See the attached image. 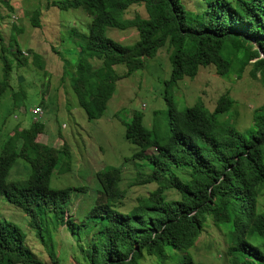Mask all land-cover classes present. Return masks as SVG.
<instances>
[{"label": "trees", "instance_id": "16d2710c", "mask_svg": "<svg viewBox=\"0 0 264 264\" xmlns=\"http://www.w3.org/2000/svg\"><path fill=\"white\" fill-rule=\"evenodd\" d=\"M10 1L0 0V6L14 11ZM135 4L144 5L147 16L136 12L127 17ZM49 6L82 9L81 13L90 16L87 25L78 23L83 30L73 29L81 54L71 83L90 120L104 116L120 79L144 69L147 60L167 44L169 88L186 77L195 78L201 67L208 66L224 78L239 80L247 72L264 85V0H52ZM42 14V9H32L34 27L42 25ZM109 27L134 28L138 39L123 44L107 35ZM0 46L1 99L12 88L15 61L20 66L28 58L19 45L4 43L1 30ZM35 53V63L43 69L42 56ZM120 64L126 66L123 73L115 68ZM24 99H15L14 105ZM164 99L165 134L160 133L157 117L154 124L160 128L146 127L142 111L122 120L126 139L138 147L130 159L144 160L151 169L139 171L136 184H157L148 195L139 196L130 210L119 207L126 195L122 169L108 165L96 173L101 185L96 202L77 221L68 208L76 189L50 185L58 168L70 169V146L63 143L57 157L50 155V147L37 140L45 123L36 111L32 113L37 118L22 129L20 146L17 132L1 144L0 197L27 215L29 227L41 241L46 239L48 222L73 234L88 228L93 234L83 248L84 264H142L146 254L166 261L172 251L185 252L179 264H196L190 250L206 230L208 216L218 227L230 225L225 264H264V205L260 203L264 194V102L254 109L253 125L242 131L231 119L221 118L235 103L229 92L219 96L212 111L199 100L181 112L168 90ZM146 143L156 151L145 153ZM18 158L30 164L25 183L7 179ZM173 167L188 168L190 178L184 180L173 173ZM170 189L179 198H169ZM53 262L59 263L56 258ZM0 264H47L28 244L26 233L1 216Z\"/></svg>", "mask_w": 264, "mask_h": 264}, {"label": "rangeland", "instance_id": "374dc122", "mask_svg": "<svg viewBox=\"0 0 264 264\" xmlns=\"http://www.w3.org/2000/svg\"><path fill=\"white\" fill-rule=\"evenodd\" d=\"M50 1L11 0L14 11L0 6V30L4 43L8 45L12 41L14 45H19L23 55L28 58V62L20 66L15 61L12 88L0 99V149L4 139L15 136L16 132L20 146L22 129L30 127L37 118L32 112L39 111L37 116L45 123V129L37 140L50 147V155L57 157L63 143L70 146V169L65 165L58 168L50 185L54 189L69 186L76 189L72 191L68 208L75 214L77 221L82 220L96 202L101 189L96 173L108 165L120 166L122 169L121 186L126 195L120 202L121 210H130L139 196L148 195L157 187L155 183L136 184L139 171L148 173L151 169L144 160L130 159L138 147L126 139L122 120L128 121L134 111H142L145 126L152 130L160 128L161 123L160 133L165 134L168 130L167 103L164 99L167 90L174 96L181 112L199 100L212 111L219 96L229 92L235 103L221 118L231 119L242 131L253 125L254 109L264 102V85L261 81L253 79L247 72L239 80L233 76L224 78L217 74L214 66H208L201 67L195 78L186 77L169 88L166 84L171 72L168 44L154 58L147 60L144 69L120 79L104 116L90 120L71 87L74 65L81 54L77 44L79 36L73 29L77 26L83 30L82 25L89 23L90 16L81 13L82 9L60 10L49 6ZM37 7L43 11L40 27H34L30 18L32 9ZM136 12L147 16L145 6L136 4L126 12V16L132 17ZM80 22L82 25L78 24ZM107 35L123 44H132L138 39V31L134 28L120 30L109 27ZM35 52L42 56L43 69L35 63ZM2 68L0 59V76ZM115 68L119 73L126 70L123 64ZM23 96L24 101L15 106L14 100L20 99L21 102ZM155 117L159 121L158 126L154 124ZM144 150L147 154L156 151L147 143ZM171 171L184 180L190 178L188 168L173 167ZM30 173V164L18 158L7 179L25 183ZM167 194L169 198H179L175 190L170 189ZM260 203L264 205V194ZM0 216L16 223L26 233L28 244L47 264H54L53 258L59 261L55 264L86 263L83 248L88 245L93 234L88 228L73 234L64 226L48 222L46 239L41 241L29 227L27 215L2 197ZM229 231V224L221 223L218 227L208 216L206 230L190 250L196 264H225L226 250L230 245ZM184 253L169 252L166 261L146 254L142 264H179Z\"/></svg>", "mask_w": 264, "mask_h": 264}, {"label": "built area", "instance_id": "2783aa9c", "mask_svg": "<svg viewBox=\"0 0 264 264\" xmlns=\"http://www.w3.org/2000/svg\"><path fill=\"white\" fill-rule=\"evenodd\" d=\"M36 112H39V111H37V110H35Z\"/></svg>", "mask_w": 264, "mask_h": 264}]
</instances>
